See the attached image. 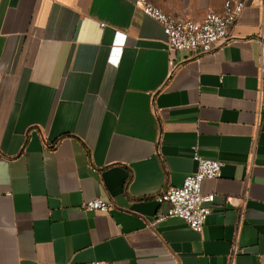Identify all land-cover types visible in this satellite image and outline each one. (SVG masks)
I'll return each instance as SVG.
<instances>
[{"label": "crops", "instance_id": "1", "mask_svg": "<svg viewBox=\"0 0 264 264\" xmlns=\"http://www.w3.org/2000/svg\"><path fill=\"white\" fill-rule=\"evenodd\" d=\"M241 1L228 42L172 56L139 0H0V264H264V0ZM194 146L223 164L202 234L152 225Z\"/></svg>", "mask_w": 264, "mask_h": 264}, {"label": "built area", "instance_id": "2", "mask_svg": "<svg viewBox=\"0 0 264 264\" xmlns=\"http://www.w3.org/2000/svg\"><path fill=\"white\" fill-rule=\"evenodd\" d=\"M139 5L145 16L162 26L172 56L179 52L208 54L220 44L228 42L232 29L246 8L245 1L228 0L221 13L208 12L202 20L197 21L167 14L149 0H139ZM125 40L124 36L120 45L123 46ZM193 160L197 165L195 174L188 176L182 187L171 188L157 198L161 206H168V211L160 213L152 225L169 219H179L187 223L195 232L202 234L216 201L214 194L204 193L203 185L208 180L222 178L223 164L201 156L198 146L193 147ZM81 209L86 213L108 214L115 209V205L113 202L98 199L85 202Z\"/></svg>", "mask_w": 264, "mask_h": 264}]
</instances>
